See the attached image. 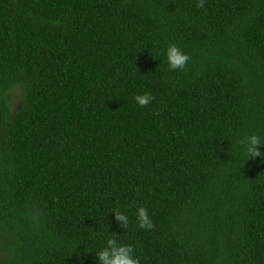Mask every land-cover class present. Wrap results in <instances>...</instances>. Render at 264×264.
Masks as SVG:
<instances>
[{
  "label": "trees",
  "instance_id": "16d2710c",
  "mask_svg": "<svg viewBox=\"0 0 264 264\" xmlns=\"http://www.w3.org/2000/svg\"><path fill=\"white\" fill-rule=\"evenodd\" d=\"M199 2L0 0V264H264V0Z\"/></svg>",
  "mask_w": 264,
  "mask_h": 264
},
{
  "label": "clouds",
  "instance_id": "9594fccd",
  "mask_svg": "<svg viewBox=\"0 0 264 264\" xmlns=\"http://www.w3.org/2000/svg\"><path fill=\"white\" fill-rule=\"evenodd\" d=\"M203 7V0L197 5ZM164 58L170 69H183L190 57L174 44H170L164 50ZM135 102L143 107L148 105L153 97L150 93L137 94L133 97ZM237 148L243 150L246 157L264 158L259 148L264 147V138L257 133H250L236 141ZM116 221L123 226H127L128 217L119 209L112 210ZM136 219L138 226L145 230H150L153 227L152 220L148 211L144 207L136 209ZM98 264H140V261L135 257L134 250L130 245L118 242L117 237L113 236L106 240L103 248L96 253Z\"/></svg>",
  "mask_w": 264,
  "mask_h": 264
},
{
  "label": "rangeland",
  "instance_id": "374dc122",
  "mask_svg": "<svg viewBox=\"0 0 264 264\" xmlns=\"http://www.w3.org/2000/svg\"><path fill=\"white\" fill-rule=\"evenodd\" d=\"M17 105V104H16Z\"/></svg>",
  "mask_w": 264,
  "mask_h": 264
}]
</instances>
